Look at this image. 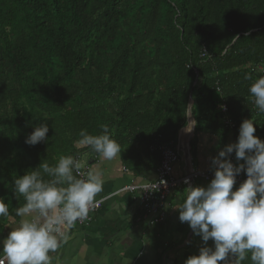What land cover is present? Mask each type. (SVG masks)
Instances as JSON below:
<instances>
[{"label":"trees","instance_id":"trees-1","mask_svg":"<svg viewBox=\"0 0 264 264\" xmlns=\"http://www.w3.org/2000/svg\"><path fill=\"white\" fill-rule=\"evenodd\" d=\"M257 67L264 0H0V197L10 213L0 237L25 203L13 194L16 178L62 155H98L77 146L82 129L99 135L107 124L134 162L156 138L178 142L192 101L196 133L231 132L233 144L253 118L264 141L249 93ZM42 123L47 143L27 145Z\"/></svg>","mask_w":264,"mask_h":264},{"label":"clouds","instance_id":"clouds-1","mask_svg":"<svg viewBox=\"0 0 264 264\" xmlns=\"http://www.w3.org/2000/svg\"><path fill=\"white\" fill-rule=\"evenodd\" d=\"M249 93L259 113L264 114V76L250 86ZM194 108V104L186 106L187 117ZM189 123L188 131L196 121ZM254 125L253 118L242 121L237 142L212 158L215 171L211 182L207 187L189 186L178 203L179 221L187 223L205 245L184 264H243L247 259L251 264H264V141L254 135ZM100 127L99 135L82 129L76 144L90 146L111 161L120 156L121 146L112 139L107 124ZM48 132L47 123L35 126L25 143H47ZM232 153L235 165L229 158ZM80 169L78 159L62 155L54 166L41 163L14 180L13 194L16 199L22 196L25 203L15 211L20 217L17 226L2 241L0 264H52V254L67 240L65 230L88 216L95 197L103 190L102 172L89 170L84 174ZM241 172L247 179L233 190ZM0 217L10 218L4 197H0ZM210 240L214 248L207 246Z\"/></svg>","mask_w":264,"mask_h":264},{"label":"crops","instance_id":"crops-1","mask_svg":"<svg viewBox=\"0 0 264 264\" xmlns=\"http://www.w3.org/2000/svg\"><path fill=\"white\" fill-rule=\"evenodd\" d=\"M187 137H190L191 162H187L183 150ZM232 142L231 132L204 130L196 133L195 128L192 132L186 127L178 140L182 159L174 167V178L215 171L212 158ZM78 161L86 173L89 170L102 172L103 190L94 199L102 201V207L92 216L89 225H74L65 230L67 240L57 253L52 254V264H184L189 256L198 255L200 248L205 246L187 223L179 221L177 206L185 198L189 186L172 192L167 201L166 220L159 225H153L143 217L138 202L140 191L125 190L156 180L157 155L149 151L131 162L121 153L111 161L99 154H84ZM210 182L198 177L191 187H207ZM19 219L7 223L0 237V251L2 241L17 226ZM207 246L214 248L211 240Z\"/></svg>","mask_w":264,"mask_h":264},{"label":"built area","instance_id":"built-area-1","mask_svg":"<svg viewBox=\"0 0 264 264\" xmlns=\"http://www.w3.org/2000/svg\"><path fill=\"white\" fill-rule=\"evenodd\" d=\"M258 78L264 76V67H257L254 70ZM224 106V104L222 105ZM222 109V107H220ZM224 108H226L224 106ZM226 110H222L225 114ZM223 124L230 131L237 130V125L223 116ZM151 153H158L159 166L157 169V178L154 182L138 186L128 187L125 190L130 192L140 191L138 202L143 212V217L152 223L153 225H159L165 222L167 217V201L172 192L181 188L182 186H191L195 178L201 177L204 180L211 181L214 178V171H208L206 173H192L182 179H176L173 176L174 167L182 159L181 150L178 142H170L167 144H161V139L156 138L155 143L150 146ZM236 159L231 158V161L235 165ZM80 172L86 174V172L80 169ZM84 178V177H78ZM247 179L244 172H241L236 178V184L234 187L239 186ZM188 183H185V181ZM102 207V201H94L92 207L89 210L88 216L83 220H78L75 225L87 226L92 221V216Z\"/></svg>","mask_w":264,"mask_h":264},{"label":"water","instance_id":"water-1","mask_svg":"<svg viewBox=\"0 0 264 264\" xmlns=\"http://www.w3.org/2000/svg\"><path fill=\"white\" fill-rule=\"evenodd\" d=\"M190 104H193L192 103V101L190 102ZM188 120H189V122L191 121V120H193L192 119V115L191 116H189L188 117ZM189 127H190V123H189ZM194 128L195 127H193V128H191V130H192V132L194 131ZM192 136V133H191V135H190V137ZM190 137H187V139H186V141H185V143H184V148H183V150H184V154L187 156V162H189V160H190V162H191V159H190V150H189V148H190Z\"/></svg>","mask_w":264,"mask_h":264}]
</instances>
